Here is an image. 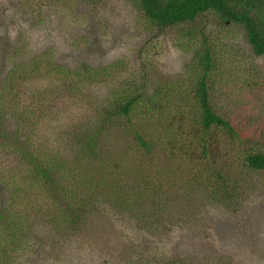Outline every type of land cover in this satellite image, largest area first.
<instances>
[{"label": "rangeland", "instance_id": "obj_1", "mask_svg": "<svg viewBox=\"0 0 264 264\" xmlns=\"http://www.w3.org/2000/svg\"><path fill=\"white\" fill-rule=\"evenodd\" d=\"M229 28L211 18L196 29L197 39L180 49L175 37L184 45L182 30L148 26L131 0H0L1 122L10 134L35 136L44 156L70 150L61 143L63 128L70 127L63 122L82 120L95 105L112 100L122 82L134 80L136 87L150 82L149 93L164 88L165 95H170L166 100L173 104L182 100L185 111L178 112L183 117L175 112L171 129L185 131L182 121L196 126L200 103L189 93L188 66L195 51L203 53L210 46L213 65L207 75L212 103L239 124L244 137L264 135V56L253 53L239 29ZM117 62H122L121 67ZM83 65L101 70L102 76L83 73ZM68 70L80 71L81 76H71ZM60 73L65 82L59 80ZM21 74L25 78L13 77ZM74 90L83 96L76 101L62 97ZM56 96L62 97L61 107L68 106L66 116L60 117L61 107L50 106L51 97ZM137 119H142L141 114ZM193 138L184 140L190 145ZM162 144L167 150L175 146L167 138ZM215 151L219 159L240 166L238 160L230 159L233 153L225 155L227 150L219 147ZM166 154L155 164L171 170L162 176H186L178 167L170 169L174 158L169 161ZM0 157L7 160L3 152ZM14 167V156L5 168L0 166V208L13 195L10 173ZM248 180L240 209L213 206L194 190L175 202L174 190L167 187L157 197L152 191L148 205L135 212L122 214L102 202L100 211L93 210L87 232L69 240L47 236L43 247L36 248L34 241L41 238L33 237L9 258L0 254V264H128L131 257L146 253L197 261L212 251L222 252L219 257L235 264H264V174ZM30 197L45 202L43 194Z\"/></svg>", "mask_w": 264, "mask_h": 264}, {"label": "trees", "instance_id": "obj_2", "mask_svg": "<svg viewBox=\"0 0 264 264\" xmlns=\"http://www.w3.org/2000/svg\"><path fill=\"white\" fill-rule=\"evenodd\" d=\"M131 1L148 26L160 31L182 30L184 45L175 37L180 49L197 39L196 29L213 18L220 27L239 29L253 53L264 56V0ZM212 58L213 52L207 46L203 53L195 51L188 66V81L192 85L189 93L200 103L196 126L195 122L182 121L186 128L182 132L171 129L175 125L174 113L183 117L178 112L185 111L180 104L182 100L173 101L174 104L170 99L167 101L170 95H165L164 88L149 93L147 81L136 87L134 80H126L106 105H95V110L82 120L64 121L70 127L63 128L61 143L70 146V150L63 152L44 156V147H36L35 136L8 133L0 117V152L8 161L14 156L15 161L10 173L13 195L7 206L0 208V254L7 259L17 253L15 249L36 236L41 239L34 241L35 248L36 245L43 247L42 240L47 236L69 240L80 232H87L88 220L94 217L93 210L100 211L102 202L122 214L135 212L148 205L152 191L156 193L153 197L160 196L163 187L174 190L175 202L194 190L213 206L240 209L243 186L252 175L264 174V135H255L250 140L244 137L239 124L235 125L224 109L212 103L207 75L213 65ZM117 65L121 67L122 62ZM81 70L91 77L103 74L88 65H83ZM67 73L81 76L80 71ZM21 76L25 78V74L13 77ZM146 77L147 74L143 78L146 80ZM65 78L60 73L59 80L65 82ZM64 96L76 101L83 93L74 90ZM3 97L4 93H0V104ZM62 97H51L50 106L60 108L64 104ZM67 107L60 108V117L66 116ZM139 114L142 119H137ZM154 120L160 124L153 125ZM165 138L175 146H168V150L162 147ZM187 138H193L190 145L184 140ZM240 146L244 148L237 152ZM215 147L227 150L225 155L233 153L230 159L238 160L240 166L219 159ZM165 154L169 161L174 158L170 169L178 167L186 176H162L171 170L159 169L155 164ZM7 160L0 157V166L5 168ZM35 194H43L45 202L29 200ZM221 254L212 251L192 261L181 255L163 257L146 253L131 257L128 264H235L221 258Z\"/></svg>", "mask_w": 264, "mask_h": 264}]
</instances>
